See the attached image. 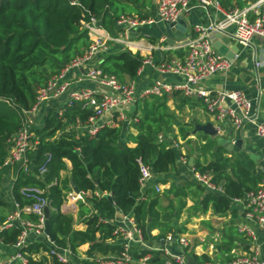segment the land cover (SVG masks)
Here are the masks:
<instances>
[{
  "label": "trees",
  "instance_id": "obj_1",
  "mask_svg": "<svg viewBox=\"0 0 264 264\" xmlns=\"http://www.w3.org/2000/svg\"><path fill=\"white\" fill-rule=\"evenodd\" d=\"M150 1L0 0V166L7 155V141L21 126L19 113L33 105L37 89L44 86L50 76L87 49L90 40L83 23L88 22L89 16L99 20L102 28L113 34L119 16L147 17L143 9L150 5ZM218 1L223 7L229 2ZM181 51L168 54L182 58L184 54ZM141 62L140 56L122 51L108 55L99 68L120 82L133 81ZM168 100L166 96L137 100L132 116L136 118L135 122L121 123L117 127L103 126L93 138L78 136L74 130L77 122L83 124L90 115V111L80 104L70 108L64 106L62 116H58L57 106L45 112L42 127L35 131L34 150L28 152L30 170L17 172L11 196L23 206L30 201L19 194L20 188L36 186L46 189L49 231L55 247L69 248L76 256L79 247L88 245L87 258L107 255L114 248L104 242L114 237L111 221L117 214L130 215L145 241L152 238L149 234L154 230L158 231L157 241L168 233H175L171 222L179 220L187 191L195 188L202 192L203 188L183 182L172 183L162 193L155 192L153 186L140 190V165L149 166L153 175L177 173L180 154L170 147L167 140L159 139L161 133L179 137L189 148V155L197 152L192 170L211 172L213 182L221 186L222 195L204 194L200 203L204 212L211 208L215 214L223 215L229 211L232 199H240L257 188L260 176L252 174L238 160L227 158L222 148L214 152L215 139L202 134L196 135L197 142L193 144L188 139L191 126L177 119L175 112L180 113L183 108H204L200 100L174 93L170 96L174 110L168 107ZM222 127L224 130V124ZM127 128L135 133L126 134L123 141L122 135ZM47 155H50L48 161ZM66 162L70 164L69 170ZM43 164L46 172L40 176L38 168ZM70 184L81 193H89L86 203H79L76 213L77 220L85 225L84 230L73 227L74 216L71 213L60 211L66 192L72 189ZM164 200L183 203L175 210L173 206L161 208L160 203ZM22 218L36 221V216L31 214H24ZM4 219L5 215L0 213V224ZM19 232L17 228L1 230V243L14 244ZM177 232L184 233L185 229L179 228ZM232 242L231 236L216 249L227 253ZM39 248L52 259L53 255L45 245L32 244L23 250L31 263V255ZM151 253L160 258V251ZM186 255L196 264L210 261L204 254Z\"/></svg>",
  "mask_w": 264,
  "mask_h": 264
},
{
  "label": "built area",
  "instance_id": "obj_2",
  "mask_svg": "<svg viewBox=\"0 0 264 264\" xmlns=\"http://www.w3.org/2000/svg\"><path fill=\"white\" fill-rule=\"evenodd\" d=\"M190 1L201 10L207 12L214 19L208 24L193 26L195 37L179 43L176 47L184 50L182 58H174L157 66L160 74H170L179 78L178 83L169 84L160 80L150 87L139 88L135 81L120 82L115 76L103 72L98 66H93L95 57L108 50V44L119 43L125 47L136 45L130 41L129 32L143 26L155 23L175 22L183 12L190 9ZM264 0L243 10L224 11L218 0H156V17L140 18L137 15H121L115 21V26L122 30V38L113 37L100 25L99 20L89 16V20L83 23L90 43L87 49L79 56L65 63L60 70L50 76L44 86L37 89L33 105L28 110L19 113L21 126L18 131L7 141V155L0 166V171L10 169L16 174L19 170L27 173L30 170V158L28 152L34 150L33 138L35 131L42 127L38 124V114L41 110L57 106L58 116L63 115V107H73L80 104L83 109L89 110L90 115L83 124L76 123L77 135H86L93 138L98 130L103 127H117L121 123L135 122L132 106L137 100L149 96H172L179 93L181 96L200 100L206 112L212 115L217 125L215 129L221 135L222 124L227 121L234 130L240 131L244 121H249L250 102L243 92L219 91L211 92L199 87L212 76L228 71L232 66V59L218 54L212 47V35L219 32L229 37L242 49L251 46L254 37L264 39V14L260 12V5ZM210 11V12H209ZM211 13V14H210ZM218 14L223 15V22H216ZM237 54L233 56L236 58ZM259 64L255 63L257 67ZM144 67H154L150 58L142 60L137 71L139 75ZM89 82L93 88H75V84ZM50 106L49 108H47ZM256 134L264 144V120L257 125ZM173 149L178 150L177 144ZM50 155H47V161ZM179 162L186 164V159L180 155ZM46 172L43 164L38 168V174L42 176ZM195 182L206 192L223 194L221 186L213 182L211 172L198 173L193 171ZM151 172L149 166L140 165V178L138 180L140 190L146 186ZM155 192L160 193L159 187H154ZM19 194L30 201V204L21 206L11 196L10 211L5 215L0 224V231L17 228L20 232L17 240L12 244L14 252L11 261L19 264H38L33 259L29 261L27 253L23 251L27 247L29 235L44 240L48 250L52 253V264H73V253L69 248H57L46 237L44 209L48 207L46 189L36 186L20 188ZM89 193H74L72 189L67 191L61 210L76 213L78 204L86 203ZM98 195L97 192H95ZM230 203L240 205L241 217L235 225L236 233L247 241V252L238 254L234 250L225 253V264H264L256 245L257 229L264 230V179H261L254 191L246 193L240 199H232ZM36 216V221L23 219L22 215ZM114 225L112 240L116 242L117 251L114 254L96 256L90 259L92 264H188L187 251L189 244L184 236L168 233L159 240L163 247L157 248L143 240L141 231L136 227L130 215L117 214L111 221ZM1 244V241H0ZM173 247H168V246ZM214 245L210 246L214 250ZM160 251V258L151 252ZM0 264H8L0 261ZM202 264H213L210 260Z\"/></svg>",
  "mask_w": 264,
  "mask_h": 264
},
{
  "label": "crops",
  "instance_id": "obj_3",
  "mask_svg": "<svg viewBox=\"0 0 264 264\" xmlns=\"http://www.w3.org/2000/svg\"><path fill=\"white\" fill-rule=\"evenodd\" d=\"M258 1L259 0H229L228 4L226 3V7H221L224 11H229L231 9L243 10L257 3ZM189 5L190 9L186 12H183L180 16L187 25V32L185 33L184 41L195 37L196 34L193 32L194 25H206L214 19L213 16H209L207 12L196 7L193 1H190ZM143 12L147 14V18H155L156 0H151L150 5L145 7ZM260 12L264 14V2H262L260 5ZM189 21H191V24H188ZM215 21L223 22V15L218 14L215 18ZM110 35L113 37L122 38L124 33L122 30H119L116 27L114 33ZM176 37L177 34L174 33L171 39L177 40ZM129 38L130 41H133V43L136 45L127 48L124 46V44H108V50L98 54L93 60L92 65L99 67L108 55L117 54L122 51H128L133 55L140 56L142 60L150 58L154 63V67H144L142 72L134 79L139 88L150 87L157 80L169 84L179 82L178 77L170 74H160L156 69L160 63L177 58L172 54H168V52L179 51V49L176 47L179 45V43H181L178 42L174 45L165 44L164 40L166 37L163 29V23H155L149 26L132 29L129 32ZM211 41L212 44L215 42L214 34L212 35ZM230 41L235 43L231 39ZM181 52L184 54V50ZM255 63H258L259 65L256 67ZM73 87L93 88L94 85L90 84L89 82H84L81 84H75ZM199 87L213 93L219 91L239 90L247 97L250 102V120L246 122L244 121L242 129L240 130L244 140L243 150L240 153L225 151L227 153L226 157L238 160L239 163L252 174L258 175L261 179H264V144H262L261 140L256 134L257 125H259L262 120H264V39L256 36L251 40L250 47L245 49L239 47L237 57L232 58L231 68L226 72L212 76L200 84ZM167 98L169 99L167 102L168 107L171 110H174V105L170 100V96ZM194 100L198 101V99ZM134 106L135 105L132 106L133 112ZM49 107L50 106L47 108ZM46 111V109H43L38 114L37 118L39 125L40 123L42 124V118ZM181 113L188 116L186 119L183 118L181 120L184 123L189 124L191 119H195L199 124L210 123L214 127L217 125L215 118L208 114L203 107H194L192 109L183 108ZM175 114L178 115L179 113L176 111ZM223 124L225 128L221 135L225 137L228 128L232 129L235 133L236 130H234L227 121H225ZM191 130L192 127L188 131V139L191 140L193 144L197 142V134L191 135ZM130 132L135 133L133 129L127 128L125 133L122 135L123 141H125L126 134ZM174 134H177V132L175 131ZM172 138V140L169 138L166 140L169 142L171 148H173L172 146L174 143L178 145L179 149L177 151L182 157L186 159V164L179 162L178 158L177 173H166L162 175L151 174L147 179L145 188L148 186L159 187L161 190L160 193H162L164 190L168 189L172 183L181 184L183 182H191L193 184H197L194 180L192 167L188 166V160L193 156L194 151L192 152V155H189V148L183 144V141L179 137L174 138V136H172ZM208 159L209 157L206 158V160ZM201 162H203V160H201ZM66 165L67 169L69 170L70 164L66 162ZM66 175H68V173L65 174V176ZM14 180L15 172L13 170L4 169L0 171V203H2L0 205V213H3L4 215H6L11 209V188ZM205 193L206 191L204 189L202 192L196 190L195 188L188 190L187 197L183 201L184 207L180 214L179 220L171 222V226L173 227L177 236H184L187 238L189 244L187 254H204L210 258L213 264H225L226 252H219L216 249V246L223 244V242L229 237L232 236L233 238L230 250H234L238 254L247 252V241L243 236L238 235L235 230V225L241 217L240 205L236 203H230L229 211L223 215L215 214L211 208H208L207 211L204 212L200 208V203ZM162 202L160 203V206ZM76 213H71L74 216L73 227L77 230H84L85 225L83 222H79L77 220ZM179 228H184L185 232L178 233L177 230ZM157 234V230L150 232L149 236L152 238L149 241H146V243L156 246L157 248H161L163 247V244H158L159 240H155V236ZM256 235V245L258 246L260 257L264 259V230L257 229ZM32 244H42L48 248L44 240L35 237L34 235H29L27 238V247ZM104 244L110 248H114L113 250L109 251L107 255L114 254L117 251L116 242H114V240H106ZM212 244L215 247L214 250L210 249ZM11 245H3L2 243L0 244V261L7 262L8 264H19L18 262L10 260V257L14 252V249ZM168 247L173 246L170 245ZM87 249L88 245L79 247L77 255L73 257V264H92L90 259H88L85 255ZM96 256L105 255L97 254ZM186 257L187 261L189 258H191L188 255H186ZM31 259H33L38 264L53 263L51 258L41 248H39L37 253L31 255Z\"/></svg>",
  "mask_w": 264,
  "mask_h": 264
},
{
  "label": "water",
  "instance_id": "obj_4",
  "mask_svg": "<svg viewBox=\"0 0 264 264\" xmlns=\"http://www.w3.org/2000/svg\"><path fill=\"white\" fill-rule=\"evenodd\" d=\"M188 24H191V21L188 22ZM163 29L165 33L166 39L164 40L165 44L167 45H174L175 43L184 41L185 33L187 32V25L185 21L180 17L175 22L172 23H163ZM177 34V40H172L173 34ZM215 42L212 44L213 49L220 55L232 59L235 54L239 52V47L232 43L229 39V37L223 35L222 33H215L214 34ZM230 47V49H229ZM190 126L192 127L191 135L195 134H202L204 136H207L209 138L215 139L216 146L213 147V151L215 152L219 147L223 148L226 152H233V153H240L243 150L244 146V140L242 137L241 131H235L233 132L232 129L228 128L226 131V136L219 135L215 127L210 124H199L195 119H191L189 121ZM197 155V152L194 151L193 156L189 158L188 160V166H193V160L194 157ZM72 187V190L75 194H77L79 191L73 187L72 184H70ZM61 213L68 214L70 211L68 210H61ZM44 215H45V235L49 239L51 243H53L54 238L51 235L49 231V224L48 220L50 217V210L48 207H45L44 209ZM188 264H196L192 258L188 259Z\"/></svg>",
  "mask_w": 264,
  "mask_h": 264
},
{
  "label": "rangeland",
  "instance_id": "obj_5",
  "mask_svg": "<svg viewBox=\"0 0 264 264\" xmlns=\"http://www.w3.org/2000/svg\"><path fill=\"white\" fill-rule=\"evenodd\" d=\"M177 116H179V117H177ZM176 117H177V119H179V120H182L183 118L184 119H186L188 116L187 115H185V114H182L181 112L178 114V115H176ZM181 118V119H180ZM172 136H173V134H165V133H161L160 134V136H159V139H173L172 138ZM170 201L169 200H164L163 202H162V204H161V208H166V207H170V206H173L174 207V209L173 210H175L176 208H178L179 206H180V204H182L183 202H173V203H169ZM174 204V205H173ZM79 205V204H78Z\"/></svg>",
  "mask_w": 264,
  "mask_h": 264
}]
</instances>
